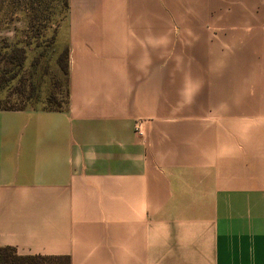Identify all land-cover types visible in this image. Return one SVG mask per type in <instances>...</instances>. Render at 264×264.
<instances>
[{
  "label": "crops",
  "instance_id": "1",
  "mask_svg": "<svg viewBox=\"0 0 264 264\" xmlns=\"http://www.w3.org/2000/svg\"><path fill=\"white\" fill-rule=\"evenodd\" d=\"M68 1V105L0 110V246L70 264H264V56L232 87L223 73L218 120L211 83L164 85L171 33L212 15L264 31V0Z\"/></svg>",
  "mask_w": 264,
  "mask_h": 264
},
{
  "label": "rangeland",
  "instance_id": "2",
  "mask_svg": "<svg viewBox=\"0 0 264 264\" xmlns=\"http://www.w3.org/2000/svg\"><path fill=\"white\" fill-rule=\"evenodd\" d=\"M65 10L66 0H0V44L23 39L27 35L33 46L37 43L45 45L47 41L51 43L55 33L58 36ZM33 17L34 31L30 27ZM227 19L226 28L219 15L196 16L195 31L171 33L177 38L176 46L179 47L165 48V93L170 92L172 82L176 83V80L171 79L177 77V73H190L193 75L191 80H199L200 84L211 83L213 110L208 114L217 120L223 73H227V83L232 87L238 72L241 75L243 72H250L253 59L264 56V31L253 30L252 18L229 16ZM171 51L175 53L172 54ZM34 54L35 51L30 52L28 64H31ZM173 55L177 57L173 58ZM37 77L43 95L49 89L57 93L55 106L65 100L67 84L56 61L43 56ZM201 89L206 88L204 86ZM196 98V104H204L203 96L197 95ZM165 103L171 101L165 98ZM40 105L43 107V104Z\"/></svg>",
  "mask_w": 264,
  "mask_h": 264
},
{
  "label": "trees",
  "instance_id": "3",
  "mask_svg": "<svg viewBox=\"0 0 264 264\" xmlns=\"http://www.w3.org/2000/svg\"><path fill=\"white\" fill-rule=\"evenodd\" d=\"M68 2L66 0V10ZM34 20L33 17L30 22L33 31ZM29 38L27 35L23 39L0 44V110H64L70 98V49L59 42L57 33L53 41L51 43L47 41L45 45L37 43L33 46ZM32 51H35V54L31 64H28ZM43 56L56 61L65 76L67 84L65 100L58 102L57 106L54 102L58 100V96L53 89H49L45 95L40 90L37 74ZM0 264H70V259L64 255H24L13 246H0Z\"/></svg>",
  "mask_w": 264,
  "mask_h": 264
}]
</instances>
